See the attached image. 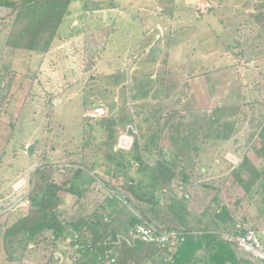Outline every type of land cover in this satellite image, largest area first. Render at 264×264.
Segmentation results:
<instances>
[{"label":"trees","instance_id":"trees-1","mask_svg":"<svg viewBox=\"0 0 264 264\" xmlns=\"http://www.w3.org/2000/svg\"><path fill=\"white\" fill-rule=\"evenodd\" d=\"M74 1L0 0L6 8L0 21L5 48L13 54L39 55L41 65L55 43L81 33L71 28L64 37L58 34L71 16L69 7ZM113 8L108 4L107 9ZM100 9L99 1L83 0V15ZM261 35L252 38L237 56L246 57V62L264 60V33ZM238 47L240 42L233 48ZM149 51L156 73L130 77L120 113L95 121L81 119V149L78 154L66 155L77 158L67 160L71 167L65 169V178L54 182L55 165L43 163L25 176L23 194L1 203L0 251L6 264H251L223 238V234L232 233L234 220H239L219 199L220 187L204 182V168L199 167L203 146L208 141H228L241 119L240 108L251 105L241 102L214 107L202 123L191 119L185 106L191 77L169 82L166 55L158 42H153ZM16 76L9 66L0 65V118ZM30 79L31 85L37 81L35 74ZM28 95L33 100L35 93ZM42 98L52 104L55 96L46 93ZM199 113L203 114V109ZM126 126L135 129V133L127 130L131 147L114 150L117 128ZM2 127L0 122V165L15 125H7L10 136L4 141ZM93 132H99L102 139L94 142ZM245 146L259 154L260 165L255 167L243 154L230 176L238 185L244 178H253L248 192L258 198L264 214V117L257 130L246 134ZM101 167L105 178L97 171ZM199 188L210 200L198 213H192L191 196ZM64 196L74 199L70 215L61 209ZM24 202L26 206H19ZM238 205L242 206L241 201ZM240 222L250 225L246 216ZM137 225L178 233L183 241L171 253L160 250L130 236ZM262 242L264 245V234Z\"/></svg>","mask_w":264,"mask_h":264},{"label":"rangeland","instance_id":"rangeland-1","mask_svg":"<svg viewBox=\"0 0 264 264\" xmlns=\"http://www.w3.org/2000/svg\"><path fill=\"white\" fill-rule=\"evenodd\" d=\"M96 1L101 9L85 16L83 0L72 2L69 11L78 23L75 26L82 31L69 38V42L55 43L41 65L39 55L13 54L5 48L4 32H0V65L17 73L0 118L3 141L10 136L7 125H15L0 165V205L23 194L25 176L36 166L48 163L56 167L77 158L66 155L80 152V121L85 111L93 108L88 102L104 108L107 116H117L123 98L128 96L130 77L156 73L149 49L153 42H158L166 55L168 81L191 77L185 101L191 119L202 123L214 107L250 103L251 106L240 108L241 119L228 141H208L203 146L199 167L204 168L205 183L220 187L222 204L228 205L239 221L246 216L248 226L264 234V214L258 198L248 192L253 178H244V183L238 185L230 176L243 154L255 167L260 165L259 154L252 146L247 148L245 140L246 134L257 130L264 117V60L246 62V57L237 54L248 48L252 38L256 40L264 33V0ZM108 4L114 8L107 9ZM81 16L84 17L80 19ZM66 21L58 30L62 37L71 31L67 26L71 29L73 25ZM237 42L240 47L233 48ZM33 74L37 81L31 85ZM117 77L124 80L115 83ZM30 92L36 95L33 100ZM46 93L55 96L52 104L42 100ZM201 109L203 114L199 113ZM127 130L135 133L133 126L117 128L114 150L130 149L132 137ZM93 137L94 142L102 139L99 132H93ZM122 138L127 139V144L120 145ZM30 145H34L31 160L26 156ZM103 170L97 169L105 178ZM64 178L56 172L52 179L58 183ZM207 195L199 188L191 196L192 213H198L210 200ZM240 201L242 206L238 205ZM73 203L72 197L64 196L61 209L65 215L71 214ZM0 264H6L1 251Z\"/></svg>","mask_w":264,"mask_h":264},{"label":"built area","instance_id":"built-area-1","mask_svg":"<svg viewBox=\"0 0 264 264\" xmlns=\"http://www.w3.org/2000/svg\"><path fill=\"white\" fill-rule=\"evenodd\" d=\"M6 16V8L0 5V21ZM107 116L104 108L98 106L85 111L83 118L89 121H95ZM127 144V139H120V145ZM130 144L128 149L130 148ZM125 147L119 149L125 150ZM71 165L64 164L56 166L57 173L64 174L65 169L70 168ZM27 205L26 203L24 204ZM259 233L253 228L242 224L240 221L234 220L232 233L223 234V238L234 244L236 251L246 257L250 262L257 264H264V245L262 238H259ZM133 239H139L141 242L154 245L160 250L173 252L174 246L183 241L180 234L175 232H155L147 225H137L130 233ZM113 262V260H111ZM252 264V263H251Z\"/></svg>","mask_w":264,"mask_h":264},{"label":"crops","instance_id":"crops-1","mask_svg":"<svg viewBox=\"0 0 264 264\" xmlns=\"http://www.w3.org/2000/svg\"><path fill=\"white\" fill-rule=\"evenodd\" d=\"M74 19H75V16H69V17L66 18V20H67L66 22H67V24H69L70 22H73V23H72L73 25L71 26V28H76V29L79 30V26H77V27L75 26V25H77L78 23H77V21H75ZM71 20H72V21H71ZM63 23H64V22H63ZM83 26H84V25H83ZM67 30H71V29L68 28V26H67ZM67 33H68V31H67ZM67 33H66V34H67ZM69 41H70V40H67V42H69ZM261 234H262V233H261ZM262 236H263V234H262Z\"/></svg>","mask_w":264,"mask_h":264},{"label":"water","instance_id":"water-1","mask_svg":"<svg viewBox=\"0 0 264 264\" xmlns=\"http://www.w3.org/2000/svg\"><path fill=\"white\" fill-rule=\"evenodd\" d=\"M33 146H34V145H30V146L27 148V150H26V154H27L28 156L31 154ZM258 236H259V238H262V234H261V233H259Z\"/></svg>","mask_w":264,"mask_h":264}]
</instances>
